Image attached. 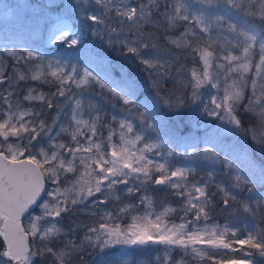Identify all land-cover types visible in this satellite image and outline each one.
I'll return each mask as SVG.
<instances>
[{
    "label": "snow or ice",
    "instance_id": "6c2138e0",
    "mask_svg": "<svg viewBox=\"0 0 264 264\" xmlns=\"http://www.w3.org/2000/svg\"><path fill=\"white\" fill-rule=\"evenodd\" d=\"M29 7L0 0V264H139L147 250L153 264H264V95L253 123L238 111H251L258 83L264 93V0H48L39 17ZM181 60L203 67L189 74ZM188 112L194 121L169 127ZM166 189L182 206L151 212L149 191ZM217 208L230 223L209 225ZM132 211L146 214L121 227ZM77 212L96 219L65 228Z\"/></svg>",
    "mask_w": 264,
    "mask_h": 264
},
{
    "label": "trees",
    "instance_id": "16d2710c",
    "mask_svg": "<svg viewBox=\"0 0 264 264\" xmlns=\"http://www.w3.org/2000/svg\"><path fill=\"white\" fill-rule=\"evenodd\" d=\"M40 4L39 7L36 8L38 11L43 12L44 11V5L47 4V2L45 3L44 0H40ZM43 29V27L41 28V30ZM46 35L47 33H45V41H46ZM162 40V39H160ZM39 42L38 45H34L37 48H40L42 51H45L48 47H45L44 44L45 42H41V41H37ZM36 43V42H35ZM47 54V53H46ZM51 55H55V56H60L58 53H52ZM173 75L177 76L180 79H183V76L181 75V73L179 72H173ZM150 86H149V92L154 93V89L151 86V81L149 82ZM162 90L163 91H167L169 90L172 85L170 82L168 83H164L162 82L161 84ZM41 90L43 91H48V87L47 86H42ZM163 91L161 94H163ZM141 99H143V97H141ZM255 117L251 114H249L248 112L241 111L239 110V119H241L243 122L245 123H253L252 118ZM258 119V118H257ZM181 128L184 126V124L186 123L185 121H181ZM169 123V127L170 128H174V125H172V121H168ZM231 142V140L229 141V143ZM235 142V141H234ZM241 142V141H240ZM248 147V144H247ZM176 162L177 163H184L185 161L181 158V156H177L176 158ZM256 160L257 162H261L260 161V157L257 155L256 156ZM199 171V170H198ZM207 173L206 171H200V176L203 177L205 176ZM117 188H121L123 187L122 185H117ZM149 195L151 196L153 203L151 205L146 206L147 208H150L151 212L153 213H160L163 214L164 213V209H179L182 205L180 203V201L171 194V192L169 190H165V191H161V192H151L149 191ZM112 207L115 208L120 204V200H118L116 197H112ZM121 199L124 200L125 203L131 201L132 203H137V201H135V199L131 196H128L127 194H123L121 196ZM163 205V207H161ZM89 211H91V209H89ZM145 212H140V211H132L131 215L125 213L122 214V220H121V227H127L128 224H131L133 222L134 218H138L140 215H145ZM227 213H222L220 208H217L211 215V219L209 220V225H211L212 223H218V224H225V223H230V221H227L225 219ZM168 217L174 221L175 223L179 224L180 219L177 216V214L175 212L169 211L168 212ZM96 219L95 216H90L88 214V212H77L75 214H73L71 217L69 216H65L63 223L65 225V228H67L69 225H75V224H85V223H92L94 220ZM260 217H256L255 220H252L251 223L255 226V227H259L260 226ZM241 226L243 227L244 225L241 224ZM77 236H80V233H77ZM0 242H2V238H0ZM137 255L140 257L139 259V263L143 264H153V259L156 255H158V253L156 251H142V252H138ZM159 255H163V253H159ZM174 257L176 259H179V254L178 252H174L173 253ZM94 257H91L89 255H85L84 256V260H85V264H91V261ZM204 264H211L210 260L205 259L204 260Z\"/></svg>",
    "mask_w": 264,
    "mask_h": 264
},
{
    "label": "rangeland",
    "instance_id": "374dc122",
    "mask_svg": "<svg viewBox=\"0 0 264 264\" xmlns=\"http://www.w3.org/2000/svg\"><path fill=\"white\" fill-rule=\"evenodd\" d=\"M44 1H45V3H46V2L48 3V0H44ZM8 2H14V0H8ZM21 2L23 3V2H25V0H21ZM40 2H41L40 0H27V3H28L29 5H31V7L27 8L26 10L29 11L30 13H34V14H36L37 17H39V15H40L42 12L38 11L36 8L39 7ZM2 19H3V18L0 17V20H2ZM42 27H43V21L40 22V29H41ZM161 36H163V33H162V32L159 34V36L157 37V39H159V37H161ZM159 42H160L161 44L164 43L163 40H159ZM35 44L38 45L39 42L36 41ZM220 44H221V46H223V41H220ZM44 46H45V47H51L50 45H47L46 42H45ZM57 53H58L59 55H62V53H59V52H57ZM114 55H115V54H114ZM256 59H258V57H257ZM180 63H181V64H187V65H188V71H189V74H190V69H191L192 67H197V68H202V67H203L202 64L199 65V66H197V65H193L192 62H191V60H188V61L181 60ZM219 63H221V61H216L215 58H214V67L209 69V72H210L211 74L215 75V65H216V64H219ZM129 69L132 70L133 76L136 77V78L139 80V82H140V86H141L142 90H143L144 92L148 93L149 90H147V89H149V86H150V83H149V82H150V80H147L146 76H143V75H141L140 73H138V71H137V69H136V66H135L134 64H132L131 61H129V62L125 65V67H124V71H128ZM230 75L235 76L234 73H232V74H230ZM252 78H256V77H255V74H254V70L250 71L249 73L244 74V80H245V83H246V87H245V89H244V93H243V95H244V97H245V100L250 99V98L252 97V84H251V82H250V79H252ZM222 79H223V77H222ZM234 83H238V79H236V80H234V79H230V80L228 81V85H229V86L233 85ZM234 90H238V89H234ZM201 91L214 93L216 90H215V89H207V88H205V89H202ZM262 95H264V93H262V92L260 91V84L258 83V84H257V88H256V102L253 103L251 111L248 112L249 114H251V115H253V116L257 117V118H258V112L261 110V109L258 108V101H259V99H260V97H261ZM202 99L204 100V103H207V102H208V96H207V95H205L204 97H202ZM239 110L244 111L243 108H241V109H239ZM239 110H238V111H239ZM194 119H195L194 114L191 113V112H188V113L184 116L183 121H185L186 123H188L189 121H194ZM166 120H167V118H166ZM171 121H172V125H174V128H176V129L181 128V122H180L179 119H172ZM230 143H234V141H231ZM240 143L243 144V143H244L243 140H241ZM244 147L247 148V144H244ZM82 178H83L84 180H87V179H88L87 176H83ZM23 224H24V225H27V224H28V220L25 219L24 222H23ZM150 251H154V250H150ZM139 264H141V263H139ZM143 264H145V263H143Z\"/></svg>",
    "mask_w": 264,
    "mask_h": 264
},
{
    "label": "water",
    "instance_id": "95a60500",
    "mask_svg": "<svg viewBox=\"0 0 264 264\" xmlns=\"http://www.w3.org/2000/svg\"><path fill=\"white\" fill-rule=\"evenodd\" d=\"M25 219L22 218V223L24 222Z\"/></svg>",
    "mask_w": 264,
    "mask_h": 264
}]
</instances>
